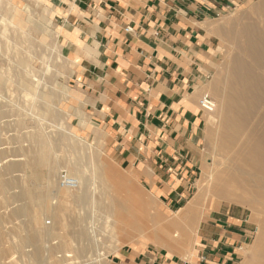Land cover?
<instances>
[{"label":"rangeland","instance_id":"374dc122","mask_svg":"<svg viewBox=\"0 0 264 264\" xmlns=\"http://www.w3.org/2000/svg\"><path fill=\"white\" fill-rule=\"evenodd\" d=\"M27 1L0 0L1 14L16 18L13 21L16 25L14 27L11 25L9 29L17 30L20 35L19 52L25 60L30 62L33 72L31 80L35 82L37 88L35 96L25 98L12 82L14 78L12 81L1 80L3 90L0 91V95L5 94L6 102L3 103L0 97V104L2 103L3 106L0 110L2 113L0 157L7 158L0 162V166L4 168L10 163L11 156L20 153L18 149L20 146L23 154L16 159H22L20 163L24 165L20 172L0 178V264H36L34 258L30 256L31 247L23 242L26 233L23 227L24 217L15 216L12 213L19 205L29 204V202L19 201L16 195L21 189L36 193L35 195L49 191L48 200L51 203L54 194L52 191L59 187V180L75 170V166L71 164L74 161L79 163L80 170L92 176L91 187L85 202L67 201L61 204L63 207L61 224L65 228L57 231L58 238L49 244L62 242L63 246L50 264L89 263L92 250L89 249L88 239L85 238L82 241L74 232L82 233L84 237L92 235L103 254L100 256V264H140L141 261L151 264L154 257L168 264L171 262L181 264L183 257L170 258L163 248H156L155 237L157 235L161 238L168 229L169 217H173L192 200L198 191L196 182L202 174H210L217 168L220 160L218 149L222 142L220 134H226L229 130L221 126L222 118L218 112L219 99L214 95L213 89L215 86L222 89L231 81L228 73L230 60L227 56L229 51H231V57L237 54L238 48L234 46L227 34L239 30L241 25L248 23V20H242L239 24L227 22V20L233 18L234 16L231 15L234 13L239 16L245 13L248 16L252 6L259 0H244L240 6L230 9L214 27V29L218 28L214 31L216 37L214 50L204 74L198 99L199 105L202 97L207 95L208 100L213 104V111L203 110L199 106L204 118L201 125L200 172L191 182L185 200L179 204L160 197L156 191L150 189L139 179L134 167L121 166L108 149L107 136L89 125L85 118L80 123L78 117L80 119L82 117L70 108L72 101L68 94V91L72 94L68 79L74 71V66L69 63L68 52L63 45L59 24L51 9L50 1L40 0L44 1L43 9H35L36 16L43 15L48 19V22L44 23L40 22L35 15V18L28 16L27 10L33 11ZM15 2L18 3L16 9ZM39 24L46 28L49 36H39L35 32L34 28ZM18 26H22L21 31ZM28 28L34 30L30 38L21 36V32ZM1 29L0 24V32ZM57 29L60 38L54 34ZM28 42L31 44L29 45ZM43 44H47V47L45 48ZM0 67L2 69L8 67L6 58L0 59ZM9 74L12 75L10 72ZM31 113L37 118L29 116ZM39 124L44 126L45 132L51 139V150L45 140L39 141L38 146L31 150L30 142L25 139L20 140V137L28 133H35L40 127ZM80 125L86 127L81 130L84 131L82 133L74 129L79 128ZM73 145L75 149L70 148ZM5 161L8 162L3 164ZM2 182L7 184L5 190L1 188ZM233 199V197L228 200L217 199L215 196L209 197L201 211L200 225L205 227L209 220L210 222L223 220L234 214L239 216L240 218H237L235 222L239 223L243 234L246 235L241 248L247 249L254 240L256 225L250 220L251 210L243 207L239 202H234ZM32 201L35 202L36 199ZM57 206H60V203ZM73 217L80 219L77 227L69 226L74 223ZM44 218H46L44 224L50 226V217ZM124 224L134 225L135 228L133 231L127 229L129 233L126 235ZM169 230L173 232L176 227L173 225ZM196 236L198 239L193 242L188 256L184 257L186 261L192 258L194 252L196 256L201 244L204 243L201 233L196 231ZM60 255H69V257H57ZM239 255L240 258L234 260V264H240L243 261L240 250Z\"/></svg>","mask_w":264,"mask_h":264},{"label":"crops","instance_id":"0c3cea01","mask_svg":"<svg viewBox=\"0 0 264 264\" xmlns=\"http://www.w3.org/2000/svg\"><path fill=\"white\" fill-rule=\"evenodd\" d=\"M49 1L74 66L70 108L80 123L85 118L107 136L121 166L134 167L150 189L179 204L200 172L204 118L198 99L214 27L244 0ZM27 3L36 16L44 1ZM237 218L209 220L205 227L199 222L204 243L181 264H234L246 236ZM151 264L168 263L154 257Z\"/></svg>","mask_w":264,"mask_h":264},{"label":"bare ground","instance_id":"6f19581e","mask_svg":"<svg viewBox=\"0 0 264 264\" xmlns=\"http://www.w3.org/2000/svg\"><path fill=\"white\" fill-rule=\"evenodd\" d=\"M17 4L15 2V9ZM27 12L29 17L35 18L31 10H27ZM231 16L234 17L229 18L227 22L239 24L242 20H248V23L241 25L239 30L227 34L234 46L238 48L237 54L231 57V51H229L227 56L230 60L228 61V73L231 81L222 89L218 86L213 89L214 95L219 99L218 112L222 118L221 126L229 130L226 134H220L222 142L218 149L219 163L212 173L202 174L196 182L197 193L177 214L169 217L168 229L161 238L156 235L154 243L156 248H163L170 258L178 256L185 259L193 242L197 240L196 231L202 217L201 211L208 198L215 196L217 199L228 200L233 197L234 202H239L243 207L251 210L250 220L256 225L253 242L247 249L241 248L240 250L243 259L240 264H264V0H259L253 5L248 16L245 13L240 16L234 13ZM14 19L16 18H12L11 15L6 17L0 12L2 28L0 59L6 58L8 65L6 69L0 67V91L3 90L2 79L12 81L14 78L12 82L26 98L35 96L37 88L35 82L31 80L33 72L30 62L25 60L19 52L18 39L20 35L17 30L9 29L11 25L13 27L16 25L13 22ZM18 28L20 31L22 30V26H18ZM34 29L39 36H49L46 28L41 24ZM32 32L34 30L28 28L21 32V36L30 38ZM30 42H28L29 45L32 43ZM43 46L46 48L47 44H43ZM4 96L5 94L0 95L3 103L6 102ZM1 107H3L2 103L0 110ZM206 107L202 109L213 111L211 101H208ZM1 115L0 112V120L2 119ZM29 116L32 117L33 114L31 113ZM39 126L35 133H28L26 136L20 137V140L25 139L30 142V150L36 148L39 141L45 140L51 150V139L45 132L44 126L40 124ZM0 146H2L1 143ZM70 148L75 149V146ZM18 149L20 153L12 155L10 163L4 168L0 166V178L21 171L24 164L20 163L22 159L16 158L22 156V147L20 146ZM6 158L0 157V162ZM7 162L5 161L3 164ZM71 164L75 166V170L68 176L72 178L75 186L71 188L59 185L55 191H52L54 194L51 203L48 200L49 191L35 195L36 193L21 189L16 195L19 201L29 202V204L19 205L12 213L15 216L24 217L25 225L23 227H25L26 233L23 242L31 247L30 256L34 258L36 264H50V261L60 253L59 250L63 246L62 242L49 244L58 238L57 231L65 228L61 224V212L63 211L61 204L67 201L83 203L89 195L92 176L90 177L84 173V170H80L77 161ZM2 183L1 188L5 190L7 184ZM48 185H50V181H48ZM32 199H36V201L34 202ZM54 200L55 202H53ZM58 203L60 206H57ZM45 216L50 217V226L44 224ZM73 220L74 223L69 226L77 227L80 219L73 217ZM173 225L176 230L171 232L169 229ZM123 227L126 235L129 233L127 229L133 231L135 228L131 224H124ZM74 234L78 235L82 241L85 238L88 239L92 255L89 257V263L86 264H100V256L103 254L92 235L84 237L82 233L74 232ZM79 239L78 241H80ZM57 257H69V255Z\"/></svg>","mask_w":264,"mask_h":264},{"label":"built area","instance_id":"2783aa9c","mask_svg":"<svg viewBox=\"0 0 264 264\" xmlns=\"http://www.w3.org/2000/svg\"><path fill=\"white\" fill-rule=\"evenodd\" d=\"M125 31H131L130 28H126ZM208 97L207 96H203L202 99L199 101V106H201V108H207L206 105L208 104ZM58 184L61 186V187H74L75 184L72 180V178L68 177V176H63Z\"/></svg>","mask_w":264,"mask_h":264}]
</instances>
